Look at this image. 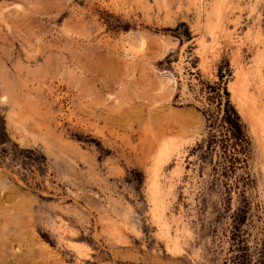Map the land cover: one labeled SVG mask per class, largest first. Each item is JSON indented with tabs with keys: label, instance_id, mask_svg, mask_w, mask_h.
Here are the masks:
<instances>
[{
	"label": "rangeland",
	"instance_id": "1",
	"mask_svg": "<svg viewBox=\"0 0 264 264\" xmlns=\"http://www.w3.org/2000/svg\"><path fill=\"white\" fill-rule=\"evenodd\" d=\"M238 67L259 69L264 109V0H0V264H224L237 195L208 148ZM240 115L262 249L264 154ZM154 172L181 254L158 235Z\"/></svg>",
	"mask_w": 264,
	"mask_h": 264
},
{
	"label": "trees",
	"instance_id": "2",
	"mask_svg": "<svg viewBox=\"0 0 264 264\" xmlns=\"http://www.w3.org/2000/svg\"><path fill=\"white\" fill-rule=\"evenodd\" d=\"M222 86L223 83H219L216 87L209 86L208 89L218 91ZM223 93L226 97L223 105V136H212L208 151L218 152L217 167L221 168L222 176L230 181L226 186L229 200L232 191L237 195V208L230 209L232 211L230 247L224 264H264V248L259 249L257 245L255 247L250 245L247 239L250 234L244 229L252 210L250 193L256 186L250 169L251 140L226 87L223 88Z\"/></svg>",
	"mask_w": 264,
	"mask_h": 264
},
{
	"label": "bare ground",
	"instance_id": "3",
	"mask_svg": "<svg viewBox=\"0 0 264 264\" xmlns=\"http://www.w3.org/2000/svg\"><path fill=\"white\" fill-rule=\"evenodd\" d=\"M200 6H199V8H200ZM218 7H221V6L218 5L215 8L216 10L212 14H218V12H219V8ZM225 7L227 8V6H225ZM200 13H201V10H200ZM220 14H221V11H220ZM199 45H200V47H199L200 51L204 52L206 46L204 45L203 41L200 42ZM235 60L237 62V59H235ZM240 67H238L235 70V74H234L235 81L232 82V84L230 86L231 99L234 100L235 103L237 104L236 108L239 110V113L243 114L252 123L253 130L256 131V135L259 137L257 139H260V141H257V143L261 142L262 152L264 154V109H262V110L260 109L259 105H257L256 98L248 90L249 82H251L250 79L251 78L253 79L254 77L257 78V76H258L257 74L259 73V69H258V73H256V72L250 73V72H246L243 68H240ZM259 75H260V73H259ZM259 86H258V89H260V90L263 89L260 84H259ZM184 90H185V87H184ZM258 144H260V143H258ZM160 148H161L160 149V154L164 157V156L168 155V152L176 149V144L173 141L167 140V141H163L161 143ZM259 150H261V149H259ZM263 157H264V155H263ZM166 158H168V157H166ZM259 160H260V158H259ZM262 161H264V160H262ZM182 169H183L182 165L180 163H178L176 165V170L175 171L176 172H181ZM262 172H264L263 169H262ZM158 177H159V175L157 174V172H154L150 176H148V179H147V186H148V193L150 195V202H152L154 204V211H153L154 214L153 215H154V219L157 221V224H158V227H157L158 235L166 243L167 249L171 253H173V254H181L182 253V245H181V241H180L179 237H180L181 233H186L188 231V225L185 222L182 221L180 216L177 217L175 215H171L170 218H168V219L166 218V214H165L166 207H165V203H164L165 192H164V187H163L164 185H166V183H164L163 180H159ZM169 220H170V223H174L176 225V229H175L174 235L171 234V232H170V223L168 222ZM72 244H78V243H72Z\"/></svg>",
	"mask_w": 264,
	"mask_h": 264
}]
</instances>
